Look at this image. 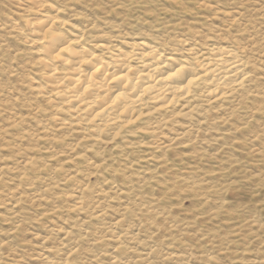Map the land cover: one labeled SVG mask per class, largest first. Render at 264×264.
Listing matches in <instances>:
<instances>
[{
  "label": "rangeland",
  "instance_id": "obj_1",
  "mask_svg": "<svg viewBox=\"0 0 264 264\" xmlns=\"http://www.w3.org/2000/svg\"><path fill=\"white\" fill-rule=\"evenodd\" d=\"M47 1L96 36L239 47L252 81L158 131L42 130L37 55L13 26L29 0H0V264H264V0Z\"/></svg>",
  "mask_w": 264,
  "mask_h": 264
},
{
  "label": "bare ground",
  "instance_id": "obj_2",
  "mask_svg": "<svg viewBox=\"0 0 264 264\" xmlns=\"http://www.w3.org/2000/svg\"><path fill=\"white\" fill-rule=\"evenodd\" d=\"M28 3L24 27L13 26L37 55L30 92L49 112L42 130L52 123L94 143L141 133L142 125L158 131L199 102L221 108L252 81L239 47L211 45L202 52L190 45L178 53L141 34L96 36L68 25L47 0Z\"/></svg>",
  "mask_w": 264,
  "mask_h": 264
}]
</instances>
